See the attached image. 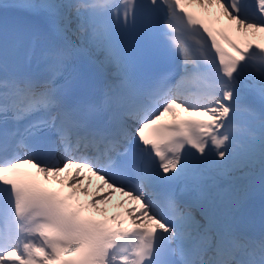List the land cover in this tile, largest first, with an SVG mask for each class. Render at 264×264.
<instances>
[{
    "label": "snow or ice",
    "instance_id": "obj_1",
    "mask_svg": "<svg viewBox=\"0 0 264 264\" xmlns=\"http://www.w3.org/2000/svg\"><path fill=\"white\" fill-rule=\"evenodd\" d=\"M0 264H264V0H0Z\"/></svg>",
    "mask_w": 264,
    "mask_h": 264
},
{
    "label": "bare ground",
    "instance_id": "obj_2",
    "mask_svg": "<svg viewBox=\"0 0 264 264\" xmlns=\"http://www.w3.org/2000/svg\"><path fill=\"white\" fill-rule=\"evenodd\" d=\"M192 9L193 10H196V11H200V12H202V10L201 9H199L198 7H196V6H192ZM217 27H219V25H217ZM235 38V37H234ZM50 183H57V182H55V181H52V182H50ZM98 183V181L96 180V178L95 177H93L92 178V184L89 186V194H91L93 191H94V189H95V185ZM89 197L88 196H85V195H79V199L81 200V201H84V200H87ZM121 199H123L122 197H120L119 196V194H118V196L117 195H115L113 198H112V201L110 202V203H113L114 205H118V201L119 200H121ZM101 207H107V208H109L108 207V204L107 205H101Z\"/></svg>",
    "mask_w": 264,
    "mask_h": 264
},
{
    "label": "rangeland",
    "instance_id": "obj_3",
    "mask_svg": "<svg viewBox=\"0 0 264 264\" xmlns=\"http://www.w3.org/2000/svg\"><path fill=\"white\" fill-rule=\"evenodd\" d=\"M114 203V202H113ZM113 203H109L108 206L112 205Z\"/></svg>",
    "mask_w": 264,
    "mask_h": 264
}]
</instances>
